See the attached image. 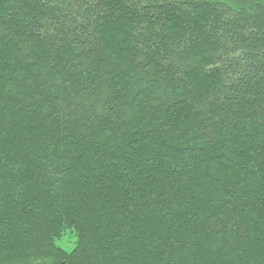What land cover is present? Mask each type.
<instances>
[{"label":"trees","instance_id":"16d2710c","mask_svg":"<svg viewBox=\"0 0 264 264\" xmlns=\"http://www.w3.org/2000/svg\"><path fill=\"white\" fill-rule=\"evenodd\" d=\"M0 264H264V0H0Z\"/></svg>","mask_w":264,"mask_h":264},{"label":"rangeland","instance_id":"374dc122","mask_svg":"<svg viewBox=\"0 0 264 264\" xmlns=\"http://www.w3.org/2000/svg\"><path fill=\"white\" fill-rule=\"evenodd\" d=\"M75 236L70 234L64 235L62 238L56 241L57 245L63 247L64 249L71 250L75 246Z\"/></svg>","mask_w":264,"mask_h":264}]
</instances>
